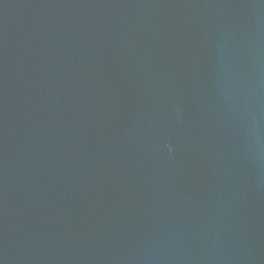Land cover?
Returning <instances> with one entry per match:
<instances>
[{
	"label": "water",
	"instance_id": "water-1",
	"mask_svg": "<svg viewBox=\"0 0 264 264\" xmlns=\"http://www.w3.org/2000/svg\"><path fill=\"white\" fill-rule=\"evenodd\" d=\"M0 264H264V0H0Z\"/></svg>",
	"mask_w": 264,
	"mask_h": 264
}]
</instances>
